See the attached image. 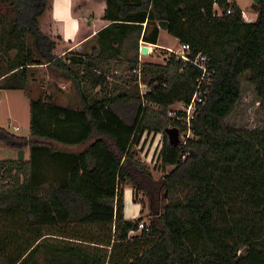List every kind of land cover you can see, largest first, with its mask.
<instances>
[{"label":"trees","instance_id":"trees-1","mask_svg":"<svg viewBox=\"0 0 264 264\" xmlns=\"http://www.w3.org/2000/svg\"><path fill=\"white\" fill-rule=\"evenodd\" d=\"M252 8L249 23L234 0H71L79 26L66 41L53 0H0V91H25L46 66L81 101L31 100L29 137L0 127L1 143L29 149L27 161H0V264H264V129L226 123L247 73L264 115V0ZM160 21L213 71L183 147L166 132L185 124L167 115L190 103L200 71L174 53L140 63L139 41L156 44ZM95 33V50L75 48ZM150 133L163 134L159 181L136 159ZM127 182L150 198L148 225L142 211L125 218Z\"/></svg>","mask_w":264,"mask_h":264},{"label":"rangeland","instance_id":"rangeland-1","mask_svg":"<svg viewBox=\"0 0 264 264\" xmlns=\"http://www.w3.org/2000/svg\"><path fill=\"white\" fill-rule=\"evenodd\" d=\"M238 7L245 12L246 18L257 19V13L253 10L252 6L254 0H234ZM172 36L164 34V42L171 44L172 48L176 51L180 50L178 44H173ZM175 51L160 50L148 59L143 58L140 63H155L165 65L170 54ZM120 69H116L119 71ZM59 74L52 72L48 67L37 68L34 73V79L30 81L25 91H12L3 90L0 91V127L7 130L9 133L18 137H29L30 135V101L38 98L51 97L56 103L64 107L78 109L81 107V101L79 94L75 90L72 82L66 81L64 78H60ZM122 75V71L115 73V76L108 79L110 87L118 84L117 78ZM117 77V78H116ZM249 74H245L240 77L241 85V100L237 105L235 112L226 120L229 126L237 129L247 130H261L264 129V115L260 109V100L254 90V88L248 83ZM143 83V82H142ZM145 83H143L144 85ZM143 90L140 89V93L147 90V86ZM100 88H98V91ZM97 94V93H96ZM98 95H104V93H98ZM157 109V107H154ZM168 119H169V115ZM18 129V130H15ZM153 133L146 135L142 145L137 148L136 159L152 173L154 181L162 179L164 173L160 168L159 162H155V157L151 160L153 150L155 149V137ZM160 137L163 134L159 133ZM21 150V149H20ZM20 150L10 148L0 142V161L5 160H17ZM25 150V149H24ZM157 154V152H156ZM28 157V155H27ZM25 157V160H27ZM172 168L168 167L167 172ZM121 190L125 193L126 190V206L127 217L129 220H136L140 217L141 211L145 224H149L151 220V214L153 213V205L150 201L148 194L145 192H139L134 198V189L131 182L121 187ZM131 190V191H130ZM131 192L133 196V203L131 202ZM164 194V193H163ZM165 195V194H164ZM138 203H135V200ZM125 200V196H124ZM125 202V201H124Z\"/></svg>","mask_w":264,"mask_h":264},{"label":"built area","instance_id":"built-area-1","mask_svg":"<svg viewBox=\"0 0 264 264\" xmlns=\"http://www.w3.org/2000/svg\"><path fill=\"white\" fill-rule=\"evenodd\" d=\"M229 2L231 0H228ZM232 13V9L230 8L227 11V14L230 15ZM214 16L219 18L223 16V10L220 8L218 2L214 4ZM141 54V49H140ZM174 54L178 56L185 64H190L193 67H196L200 71V77L197 79V86L194 92V95L190 101V103L179 102L174 104L169 112V119L179 120L185 124V130L180 133V140L182 147L187 144L188 139H192L193 130H192V122L196 117L198 108L200 105L204 104L209 92L208 85L213 76V71L211 70L210 60L207 55L203 53L197 54L195 57L191 56V48L188 44L181 45L180 51H175ZM142 55V54H141ZM141 68L134 70V74H137L139 77V87L141 90L145 87L140 79L141 77ZM148 90V89H147ZM146 91L142 93V95L146 94ZM179 114H181L179 116ZM18 130V129H15ZM146 138V136H145ZM155 149L152 151L153 155L151 156V160L155 157V162L158 161V155L162 149L163 141L160 135L155 137ZM157 152V154H156ZM144 228V223L140 225V229ZM131 234H135V232H131Z\"/></svg>","mask_w":264,"mask_h":264},{"label":"crops","instance_id":"crops-1","mask_svg":"<svg viewBox=\"0 0 264 264\" xmlns=\"http://www.w3.org/2000/svg\"><path fill=\"white\" fill-rule=\"evenodd\" d=\"M243 18L246 22L252 23L255 22V18H246L245 17V12L243 11ZM53 19L56 22H60L63 24V35L66 41H73L75 39V35L78 30V19L74 18L71 12V0H53ZM109 25V24H108ZM107 25V26H108ZM145 26V25H144ZM159 28V26H158ZM151 29L146 33V37L150 38L151 35ZM95 33L92 37H90L88 40L78 44L75 48H80L82 45H84V53H91L93 50L96 48V41H95ZM164 34H168L167 30H163L159 28V35L157 39V43L153 44L152 42H148L147 40H144L141 38L139 41V48L141 49L142 47H147L149 50V54L147 56H143L140 54V61L143 58H149L155 53H157L160 50H166V51H176V49L172 48L171 44H168V42H164ZM169 35V34H168ZM174 38V37H172ZM173 44H178L179 47L181 48V45L179 40L176 38L171 39ZM180 51V50H179ZM178 52V51H177ZM149 60V59H148ZM67 81V80H66ZM71 82V81H70ZM28 155V157H27ZM25 157H27V160L29 159V149H25ZM24 159V161H27ZM131 191V190H130ZM125 218L129 220V218L126 215V190H125ZM131 202L133 201V196L131 192ZM133 203V202H132Z\"/></svg>","mask_w":264,"mask_h":264},{"label":"water","instance_id":"water-1","mask_svg":"<svg viewBox=\"0 0 264 264\" xmlns=\"http://www.w3.org/2000/svg\"><path fill=\"white\" fill-rule=\"evenodd\" d=\"M260 0H254V4H259ZM159 28L163 29V30H167L168 29V22L167 21H160L158 24ZM141 54L143 56H147L149 54V50L147 47H142L141 48ZM167 135L169 138V141L171 143V145L173 146H179V144L181 143L180 140V132H178L175 129H169L167 130ZM25 159V150L21 149L18 153V161L22 162Z\"/></svg>","mask_w":264,"mask_h":264}]
</instances>
